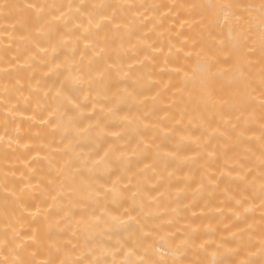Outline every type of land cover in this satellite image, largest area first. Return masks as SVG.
<instances>
[{"label": "bare ground", "instance_id": "1", "mask_svg": "<svg viewBox=\"0 0 264 264\" xmlns=\"http://www.w3.org/2000/svg\"><path fill=\"white\" fill-rule=\"evenodd\" d=\"M207 2L0 0L11 6L6 12L0 11V261L7 258L11 264L14 257L31 260L35 252L38 262L59 256L81 259L84 264H121L128 244L141 235L143 228L151 233L149 244L158 242L161 236L170 238L176 233L180 237L195 230L194 243L182 249L186 261L264 264L260 201L252 198L250 186L253 178L259 186L264 113L257 106L244 112L238 121L241 113L233 110L228 114L227 106L223 118L213 117L215 109L198 106V89L185 84V80L186 74L191 77L197 59H203L197 53L211 43L207 32H202L199 17L177 16L167 7H149ZM212 2L238 4L243 11V6L259 4L260 0ZM25 4L55 6L44 13L51 27L59 29L55 39L49 42V26L37 20L35 12L23 8ZM93 5L137 7L101 9ZM102 12L109 16L115 12L117 22L130 25L133 31L131 43L122 28L119 36L124 39L123 47L118 40L115 50L111 45L107 49L109 63L115 61L118 69L106 82L119 84L118 95L124 98L122 110L118 116L110 113L113 102L100 95L95 100V118L85 121L87 127L99 120L100 127L81 133L77 140L54 111L55 82L62 79L59 73L66 68L57 69V63L64 64V56L54 61L57 53L53 46L58 51L63 48L69 57L75 48V62L83 56L87 63L104 46L105 32L95 27L105 23ZM38 29L45 35L38 37ZM85 30L93 35L78 40ZM97 32L99 35H95ZM223 36H227L226 28ZM221 38L216 35V40ZM37 39L46 52L35 47ZM215 88L217 98L229 99L227 81L217 83ZM113 93H117L116 88L109 95ZM256 96L259 98L258 92ZM88 103L85 115L92 112V102ZM233 125H237L235 131ZM113 145L121 146L124 152L120 161L113 159L116 175L111 180L123 176L125 184L130 180L145 194L137 196L133 205L131 193L124 192L127 202L123 206L113 202L109 194L110 215L86 226L80 214L71 218L66 215L69 196L68 189L62 187L65 176L61 170L67 171L65 164L73 155L86 156ZM145 145L150 146L147 153L143 151ZM249 168L252 174L241 181ZM110 186L109 181L105 187ZM98 199L105 203L102 192L99 196L90 190L77 194L73 197L81 201L75 205L77 213L86 207L84 218L88 219ZM237 200L242 204L237 205ZM96 215L102 213L98 210ZM111 216L119 219L112 220Z\"/></svg>", "mask_w": 264, "mask_h": 264}, {"label": "snow or ice", "instance_id": "2", "mask_svg": "<svg viewBox=\"0 0 264 264\" xmlns=\"http://www.w3.org/2000/svg\"><path fill=\"white\" fill-rule=\"evenodd\" d=\"M11 7L7 3H0V11H7ZM48 5L38 4H25L23 8L35 12L37 20H43L49 26V31L46 38L51 42L55 39L59 29L52 28V22L45 20L44 13ZM61 8L63 6H60ZM84 7L83 5L80 8ZM117 8L129 10L136 8V5H93V8ZM139 7H144L140 5ZM153 9L170 8L175 10L177 16L187 14L189 17H199V24L202 26V32H207V38L211 41L206 44L201 52L197 53L198 57L203 56V59H197L193 68L191 77L186 74L185 84L191 83L194 89H198L197 105L203 104L206 109H215L212 113L213 117L219 115L221 118L226 114L225 106H227V113L230 114L233 110L239 111L241 116H237L239 121L244 112L249 110L254 111L258 106L262 113H264V0H260L259 4H248L243 6V11H240L241 5L232 3H216L208 0L207 3H192V4H178V5H151ZM69 10L72 5L68 6ZM79 11V8L77 9ZM64 16L63 11L60 12ZM101 20L105 23H97L95 25L97 30H104L103 47L100 51L95 53L93 58L89 59L87 63L84 62V57L81 56L79 63L75 62V51L72 49V56L69 57L66 52L61 48L59 51L53 46V51L57 54L54 55L53 60L59 61L60 56H64V64L57 63L56 67L59 69L64 66L65 72H60L55 87V94L52 99L55 103V113L59 118L66 122V131L75 133L73 139H79L81 133H90L94 128L100 127V121L96 120L95 124L89 123L85 127V121H93L95 118V100L103 95L105 100L113 102L114 106L109 108V112L114 115H119L122 110L120 105L123 102V97L118 95L119 84H112L106 81L109 80L111 73L118 69V65L113 61L109 63L111 54L107 51L109 46L123 47L124 39L119 36L122 28L127 31L129 43H131V36L133 31L130 25L117 22L116 13L113 12L111 16L107 12H102ZM59 19V17H55ZM92 24V19H89V25ZM80 26H77L79 28ZM227 29V36H223V30ZM220 34L221 39L216 40V35ZM37 35H45L40 29L37 30ZM93 34L90 30H85V34L77 37L78 40H88ZM95 35H99L97 32ZM139 39V38H138ZM66 43V42H65ZM35 47L41 51H47L46 48L41 47L40 40L37 39ZM87 47V45H86ZM152 47V45H148ZM258 54V55H257ZM191 53L189 54V56ZM221 81H227L230 85L229 99L225 100L223 97L217 98L216 84ZM123 83V81L119 82ZM131 87V85H129ZM116 88L117 93L111 96L109 93L112 89ZM126 92L127 89L125 88ZM45 93L47 97L50 94ZM96 96H93V93ZM259 93L257 98L256 93ZM130 96L131 93H128ZM83 97V100L81 99ZM258 99V105H257ZM89 101L92 102L91 114L85 115L86 109L89 107ZM53 112L50 111L49 115ZM203 119V117H202ZM47 123V121H43ZM237 125H233V131L236 130ZM244 130L240 132L243 136ZM264 140V135H262ZM139 147V145H138ZM150 146L145 145L143 151L147 153ZM103 151V154L101 152ZM124 149L119 145H113L107 150L97 149L94 154L89 153L84 156L81 154L73 155L65 164L64 169L61 170V175L65 176L62 181V187L68 189L67 195L69 196V204L66 209V215L71 218L80 214L81 222L86 226H91L94 223L98 224L102 216H109L107 211V198L111 194L113 202L123 206L127 202L124 197V192L131 193L132 204L135 205L137 196L145 194V190L139 185H131V181L124 183V177L118 176L116 180H111L116 172L112 171L113 159L120 161L123 157ZM119 154V155H117ZM212 153H209L211 156ZM147 158V157H145ZM260 173H259V186H256V178L250 182L251 196L253 199H259L261 208V229L264 234V144L261 146L260 153ZM243 167V166H241ZM252 169L249 168L248 172L240 177L241 181H247V177L252 174ZM107 177V178H106ZM111 182L110 187H105L106 184ZM211 182V181H210ZM123 184V188L121 185ZM218 186V185H217ZM135 187V190H133ZM84 190L93 191L99 196L102 192L105 203L101 204L97 200V207L93 208L89 218H84L86 207L81 208L77 213L75 205L81 203L80 200H73V197ZM151 190H149L150 193ZM55 199V198H54ZM237 205L242 204L241 200L236 201ZM102 215H96L97 211ZM134 210V209H133ZM248 209H245L247 212ZM126 214L131 217L130 212ZM239 215V214H237ZM112 220H118L117 216H111ZM141 235L132 240L127 246L125 252V260L121 264H201L199 261H186L184 259V251L190 243L195 241V230L189 234H182L177 237L176 233H172L170 238L160 237L158 242L148 243L151 236L150 232H144L140 228ZM177 239L179 243H176ZM127 243V242H126ZM264 244V241H262ZM7 247V245H5ZM75 247V246H73ZM201 248L203 246L201 245ZM57 249V253H59ZM36 253H32L33 259L24 260L14 257L11 264H84L83 260H72L68 257L50 258L45 261L38 262L35 259ZM215 256V253H213ZM135 257V259H133ZM0 264H8L7 258L0 261ZM88 264H100L99 261H89ZM210 264H223L221 261L213 260ZM246 264V262H241Z\"/></svg>", "mask_w": 264, "mask_h": 264}]
</instances>
